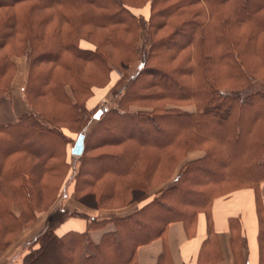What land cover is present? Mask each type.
<instances>
[{
  "label": "trees",
  "instance_id": "1",
  "mask_svg": "<svg viewBox=\"0 0 264 264\" xmlns=\"http://www.w3.org/2000/svg\"><path fill=\"white\" fill-rule=\"evenodd\" d=\"M146 6L148 18L136 13ZM21 58L28 111L0 124V251L58 196L61 218L76 200L107 216L85 232L48 225L24 242L22 264H137L170 223L193 237L200 214L198 264H216L215 204L253 189L264 264V0H0V103ZM102 89L115 106L91 110ZM226 227L246 264L240 218Z\"/></svg>",
  "mask_w": 264,
  "mask_h": 264
},
{
  "label": "crops",
  "instance_id": "2",
  "mask_svg": "<svg viewBox=\"0 0 264 264\" xmlns=\"http://www.w3.org/2000/svg\"><path fill=\"white\" fill-rule=\"evenodd\" d=\"M23 69H26L25 65L22 71ZM21 97V93H18L13 85L11 101H2L0 103V124L14 122L19 116L28 111ZM260 192L264 207V183L261 185ZM68 208L70 209L69 214L56 223V232L58 235H64L71 231L85 232L88 229V223L91 218L107 216V214L102 211L91 213L79 204L76 207ZM232 216H238L240 218L242 232L247 240L246 264H260L259 218L257 213L256 193L253 189L239 192L232 199L228 201H217L215 204L213 217L222 253L221 260H217L216 264H235L231 254L229 233L226 227L228 217ZM46 226L47 219L44 218L39 226L40 229L31 230L29 237H25L22 243L24 244L25 241L38 234L39 231L41 232ZM108 230H112V227H108L104 230L91 231L90 237L92 241L94 243H99L104 233ZM206 237L207 219L204 214L198 216L196 232L193 237L187 235L182 222L170 223L167 228L165 239H155L148 244L138 247L136 263L198 264L200 247ZM165 244L168 246L169 255L163 258L162 254ZM212 250L209 251L206 249L200 257L202 259L206 258L207 260L210 255H214V251ZM22 251L24 250L20 248L19 252H13L3 258V260L5 259L3 264H22L23 253H20ZM215 253L219 256L217 251H215Z\"/></svg>",
  "mask_w": 264,
  "mask_h": 264
},
{
  "label": "rangeland",
  "instance_id": "3",
  "mask_svg": "<svg viewBox=\"0 0 264 264\" xmlns=\"http://www.w3.org/2000/svg\"><path fill=\"white\" fill-rule=\"evenodd\" d=\"M136 13L138 15L140 14V15L144 16L145 18H148L149 8L146 6L145 9H142L140 11H136ZM18 64H19L20 70H19L18 75L16 77V81L14 83V86L16 88V91L18 93H21V88H22L24 81H25V78H26V74H25L26 69H23V71H22L23 66L24 65L26 66L25 59L24 58L18 59ZM257 88H259V86H257ZM16 95H17V93H16ZM112 106H115V102L111 101V96H110L108 89L97 90L94 98H92L89 102V108L91 110H94L96 108L104 110L105 108H110ZM70 137L72 139L71 148H73L79 136L74 134V135H71ZM72 184H73V181H71L68 184L66 194L69 191ZM56 198L57 199L53 203H51V204L48 203V204H46L40 208V210L43 211V213L40 214L39 217L33 223L32 222L26 223L23 230H21L18 234L14 235L13 237L9 238L11 243L8 246H6L5 248H3L2 251H0V264L4 263L5 259L3 260V258L8 256L9 254H12L15 250H17L15 252H19L20 248L21 249L24 248L22 245L23 244L22 242L25 240V237H29L31 230L33 231V230H37V229L39 230L40 229L39 226L41 224L42 219H44V218L47 219V226L53 225V223L58 222L59 220L62 219L61 217L64 214H63L62 210H60V207H62V204L65 205L64 204L65 198L60 197L59 200H58V196ZM76 202L79 205H81L82 207H84L78 200H76ZM86 208H88V207H86ZM89 210H92V209H89ZM93 211L99 212L102 210H93ZM23 252L24 251H22L20 253L22 254Z\"/></svg>",
  "mask_w": 264,
  "mask_h": 264
},
{
  "label": "water",
  "instance_id": "4",
  "mask_svg": "<svg viewBox=\"0 0 264 264\" xmlns=\"http://www.w3.org/2000/svg\"><path fill=\"white\" fill-rule=\"evenodd\" d=\"M85 135L84 134H80L74 147L72 148V155L73 156H82V154L84 153V149H85Z\"/></svg>",
  "mask_w": 264,
  "mask_h": 264
}]
</instances>
